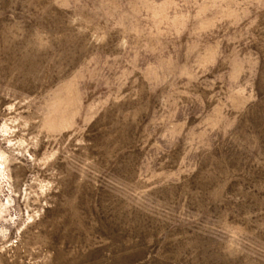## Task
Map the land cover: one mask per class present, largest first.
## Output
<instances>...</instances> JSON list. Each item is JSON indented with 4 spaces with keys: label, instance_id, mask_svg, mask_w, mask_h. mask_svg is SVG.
Segmentation results:
<instances>
[{
    "label": "rangeland",
    "instance_id": "obj_1",
    "mask_svg": "<svg viewBox=\"0 0 264 264\" xmlns=\"http://www.w3.org/2000/svg\"><path fill=\"white\" fill-rule=\"evenodd\" d=\"M0 264H264V0H0Z\"/></svg>",
    "mask_w": 264,
    "mask_h": 264
}]
</instances>
